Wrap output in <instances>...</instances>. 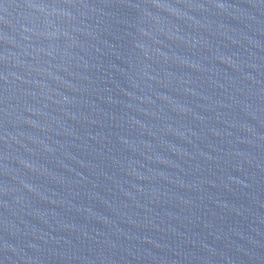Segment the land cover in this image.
Masks as SVG:
<instances>
[{
	"label": "water",
	"instance_id": "water-1",
	"mask_svg": "<svg viewBox=\"0 0 264 264\" xmlns=\"http://www.w3.org/2000/svg\"><path fill=\"white\" fill-rule=\"evenodd\" d=\"M264 49V0H0V245Z\"/></svg>",
	"mask_w": 264,
	"mask_h": 264
}]
</instances>
